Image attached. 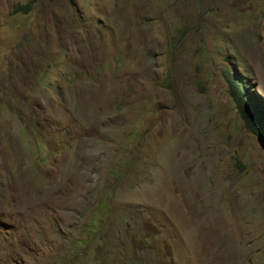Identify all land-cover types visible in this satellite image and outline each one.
<instances>
[{"label": "rangeland", "instance_id": "374dc122", "mask_svg": "<svg viewBox=\"0 0 264 264\" xmlns=\"http://www.w3.org/2000/svg\"><path fill=\"white\" fill-rule=\"evenodd\" d=\"M227 68L264 114V0H0V264H264Z\"/></svg>", "mask_w": 264, "mask_h": 264}, {"label": "trees", "instance_id": "16d2710c", "mask_svg": "<svg viewBox=\"0 0 264 264\" xmlns=\"http://www.w3.org/2000/svg\"><path fill=\"white\" fill-rule=\"evenodd\" d=\"M18 10L26 12L27 6L20 7ZM230 72L227 68L225 76L229 82V94L239 118L251 133L264 139V114L261 105L251 100L244 88V83L238 77L230 75Z\"/></svg>", "mask_w": 264, "mask_h": 264}]
</instances>
